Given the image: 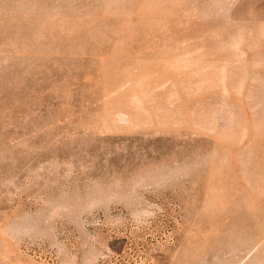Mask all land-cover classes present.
I'll use <instances>...</instances> for the list:
<instances>
[{
  "label": "rangeland",
  "instance_id": "1",
  "mask_svg": "<svg viewBox=\"0 0 264 264\" xmlns=\"http://www.w3.org/2000/svg\"><path fill=\"white\" fill-rule=\"evenodd\" d=\"M0 264H264V0H0Z\"/></svg>",
  "mask_w": 264,
  "mask_h": 264
}]
</instances>
